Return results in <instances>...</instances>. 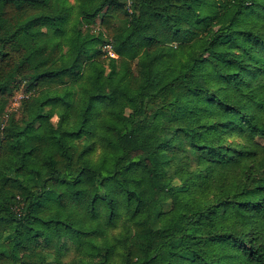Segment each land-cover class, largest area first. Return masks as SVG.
I'll list each match as a JSON object with an SVG mask.
<instances>
[{
	"label": "trees",
	"instance_id": "obj_1",
	"mask_svg": "<svg viewBox=\"0 0 264 264\" xmlns=\"http://www.w3.org/2000/svg\"><path fill=\"white\" fill-rule=\"evenodd\" d=\"M78 2L0 0V264H264V0Z\"/></svg>",
	"mask_w": 264,
	"mask_h": 264
},
{
	"label": "rangeland",
	"instance_id": "obj_2",
	"mask_svg": "<svg viewBox=\"0 0 264 264\" xmlns=\"http://www.w3.org/2000/svg\"><path fill=\"white\" fill-rule=\"evenodd\" d=\"M68 2L70 5L75 7L74 15L72 17V20H74V19H76V9L78 7L79 2H78V0H68ZM80 20L82 21L81 18H80ZM81 24L82 25L80 27L81 28L80 31L84 37L87 35H90V36L94 37L95 39L99 38V37H103L102 41L97 42L98 43L97 48L99 50H101L102 52L107 53V51L109 50V47L110 46L112 47V45L110 44L111 42H109L110 40L106 36L105 29L101 25V16L96 18L90 26H86L82 22H81ZM115 24L118 26L121 23L116 22ZM107 55L110 57V55L108 53H107ZM108 72H109V68L106 67V73H108ZM26 95L27 94H26L25 84L17 87V89L14 92V97L9 102V104L7 105L6 111L4 113L5 115L2 118L4 122H7L9 120V118L14 119L15 121H20V122H22L24 119L27 118V113L24 110L23 105H22L24 98H26ZM47 111H49L48 114H49V116H51L52 123L54 125H57V123L59 122V117L57 115L54 116V114H52L53 112H51V110H47ZM127 113H129V111H127ZM143 114H144V112H138L137 113L138 116H142ZM165 120H166V118H165ZM168 139H169V134H168ZM257 142L259 144L264 145V139H262V138H258ZM227 144L233 145V146L240 145L241 147L245 146V143H243L242 140L240 138H237V137L228 139ZM98 154H99V150L94 155H92V157L97 158ZM199 156H200L199 153H194V152L190 151L189 148H185V149H183L180 158L177 160V163L176 164H170L167 167L168 176H171L172 183L174 185L181 186L180 181L178 179L181 177L182 171L179 168V166L182 165L186 169H193L198 164ZM69 203H71V202H69ZM75 209H76V205L74 203H71L68 207L64 208L63 211L62 210L61 211L64 213H68V211L75 210ZM172 212L173 211H172L171 201L161 203L160 206L158 207V209L156 210V212L153 213V215H154L153 223L155 222V219L159 223H165L170 218ZM103 214H104V209L102 210V215ZM124 220H125V215L120 219L117 227L111 231V234L118 235L122 231V225H123ZM8 243L11 244V242H8ZM124 251H125L124 248H122V250L119 252L120 257L118 258V261L120 263L122 262V256L124 254ZM56 257H57L56 255H50L48 257V260L54 262ZM73 260L74 261L76 260L78 262L81 261L80 251L78 249L77 244L72 247L71 252L66 254L65 259H64L65 262H70Z\"/></svg>",
	"mask_w": 264,
	"mask_h": 264
},
{
	"label": "built area",
	"instance_id": "obj_3",
	"mask_svg": "<svg viewBox=\"0 0 264 264\" xmlns=\"http://www.w3.org/2000/svg\"><path fill=\"white\" fill-rule=\"evenodd\" d=\"M107 53L110 55V57L117 58V55L115 54L111 46L109 47V50L107 51Z\"/></svg>",
	"mask_w": 264,
	"mask_h": 264
}]
</instances>
